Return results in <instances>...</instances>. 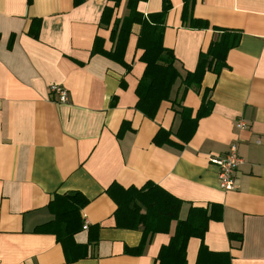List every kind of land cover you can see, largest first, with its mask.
Masks as SVG:
<instances>
[{
	"label": "crops",
	"instance_id": "crops-1",
	"mask_svg": "<svg viewBox=\"0 0 264 264\" xmlns=\"http://www.w3.org/2000/svg\"><path fill=\"white\" fill-rule=\"evenodd\" d=\"M126 1L0 0V264H156L176 221L136 253L142 227L115 218L125 189L148 181L181 200L179 219L192 207L210 216L203 239L189 238L186 264H196L201 244L206 264H264V0H194L190 16L209 24L201 29L182 22V0H170L163 45L180 74L170 91L178 101H162L152 118L135 107L145 68L140 26L132 25L122 56L96 52H114L111 29L128 14ZM161 8L162 0L137 3L145 16ZM33 19L37 37L28 32ZM212 27L238 41L219 74L205 71L200 88L182 95L186 72L220 35ZM51 85L67 91V102L49 94ZM204 91L211 110L193 133L189 124L179 130L180 109L193 118ZM232 144L241 162L235 187L224 191L209 156ZM71 191L88 202L62 246L55 223L37 229L54 219V195Z\"/></svg>",
	"mask_w": 264,
	"mask_h": 264
},
{
	"label": "trees",
	"instance_id": "trees-1",
	"mask_svg": "<svg viewBox=\"0 0 264 264\" xmlns=\"http://www.w3.org/2000/svg\"><path fill=\"white\" fill-rule=\"evenodd\" d=\"M118 1L115 0V4ZM139 1L141 0H127L128 14L122 20L114 21L110 35V38L116 42L114 52L110 54L108 51L98 49V37L94 41L92 52L98 49L96 52L110 55L115 59L122 56L132 25L138 24L140 26L137 35V47L143 50L139 59L145 63V68L135 88L137 96L135 107L152 118L162 101H171L173 106L178 101L176 98L171 100L170 91L180 74L175 67L173 51L163 45L165 17L172 7L170 0H162L161 10L149 13L146 16L137 10ZM182 1V22L186 21L187 26L191 28H208L209 24L206 21L190 16L189 13L194 0ZM108 9V7L104 8L102 17H104ZM37 28L38 20L33 19L28 30L29 34L37 37ZM212 29L219 31L220 35L210 42L206 52H200L195 69L186 72L181 80L182 95L188 88H200L201 79L205 71L209 70L219 74L220 70L226 66L224 63L225 53L229 48L235 46L238 41V36L230 35L227 30L215 27H212ZM206 92L204 91L203 101L193 118L188 113H185V107L180 109L181 122L179 130L182 129L184 131L189 124L190 131L193 133L198 119L209 113L211 110L210 105H205L206 103L204 102V97H207L209 93L205 94ZM159 132L165 135V142L174 143L168 139L167 131L160 129ZM125 194L127 195L123 204L117 207L115 218L117 224L123 227H142V240L133 252L140 253L151 234L166 231L170 221L175 220V232L170 236L168 243L160 247L156 257V264H186V248L189 238L197 237L202 240L207 230L210 216L206 210L192 207L186 219H179L181 200L171 196L150 181L140 188L130 187L125 189ZM87 202V198L78 191H71L62 195L55 194L49 203L51 210L55 209L54 219L43 224L37 230L46 224L55 223L58 226V230L55 232L56 239L63 246L64 240H71L72 235L81 228L80 210ZM231 236L233 235L231 234ZM235 237H238L241 241V237L237 235ZM206 253V247L201 244L196 264H206L204 255ZM208 253L210 254V252Z\"/></svg>",
	"mask_w": 264,
	"mask_h": 264
},
{
	"label": "built area",
	"instance_id": "built-area-1",
	"mask_svg": "<svg viewBox=\"0 0 264 264\" xmlns=\"http://www.w3.org/2000/svg\"><path fill=\"white\" fill-rule=\"evenodd\" d=\"M49 94L56 95L59 102L65 103L68 100L67 91L59 85H51ZM246 122L243 119L236 121V128L243 129ZM211 163L217 166V182L220 189L227 191L235 187V171L241 162L237 152L236 144H232L224 155L209 156ZM87 225L85 224L84 227Z\"/></svg>",
	"mask_w": 264,
	"mask_h": 264
}]
</instances>
